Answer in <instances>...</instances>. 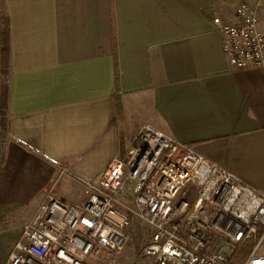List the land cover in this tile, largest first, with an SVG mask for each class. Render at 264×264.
<instances>
[{"label":"crops","instance_id":"obj_1","mask_svg":"<svg viewBox=\"0 0 264 264\" xmlns=\"http://www.w3.org/2000/svg\"><path fill=\"white\" fill-rule=\"evenodd\" d=\"M242 2L258 4L264 32V0H0L10 44L0 214L28 212L0 264L50 188L82 205L86 182L128 159L144 124L264 193V70L232 69L199 12L216 6L237 22Z\"/></svg>","mask_w":264,"mask_h":264},{"label":"built area","instance_id":"obj_2","mask_svg":"<svg viewBox=\"0 0 264 264\" xmlns=\"http://www.w3.org/2000/svg\"><path fill=\"white\" fill-rule=\"evenodd\" d=\"M222 35L234 70H264V32L258 4L242 2L237 22L216 6L200 8ZM0 117V159L7 139ZM75 206L50 188L21 234L6 264H116L128 242L130 216L146 222L152 236L143 248L150 264H234L236 248L250 243L243 264H264V193L150 124L141 126L126 160L114 159L100 180L86 182ZM197 189L192 204L187 186ZM127 187L134 209L119 195ZM2 228L0 227V230Z\"/></svg>","mask_w":264,"mask_h":264},{"label":"rangeland","instance_id":"obj_3","mask_svg":"<svg viewBox=\"0 0 264 264\" xmlns=\"http://www.w3.org/2000/svg\"><path fill=\"white\" fill-rule=\"evenodd\" d=\"M59 186V185H58ZM79 193V192H78ZM77 195L80 196V193ZM129 190L127 187L119 195V199L122 202H126L131 210L134 209L132 198L128 196ZM76 195V197H77ZM76 201V200H75ZM72 203V202H71ZM75 206L80 205V201L73 202ZM27 211L23 210H11L10 213L0 214V258L5 257L11 249L12 238L19 231L22 221L27 217ZM132 224L128 230V242L125 245L124 251L118 257L116 264H150V259L146 258L142 251L145 245L151 239L152 229L147 225L146 222L139 218L134 217ZM21 231V230H20ZM127 247V248H126ZM126 257V262H122L121 259Z\"/></svg>","mask_w":264,"mask_h":264},{"label":"trees","instance_id":"obj_4","mask_svg":"<svg viewBox=\"0 0 264 264\" xmlns=\"http://www.w3.org/2000/svg\"><path fill=\"white\" fill-rule=\"evenodd\" d=\"M9 24L8 19L0 20V117L3 119V136L6 133V121L8 116V95H9ZM133 217L130 216L131 224ZM252 245L246 243L236 248L234 264H243L247 258Z\"/></svg>","mask_w":264,"mask_h":264}]
</instances>
